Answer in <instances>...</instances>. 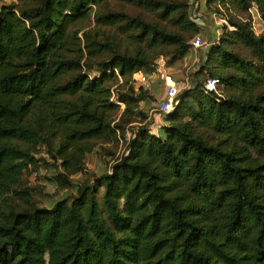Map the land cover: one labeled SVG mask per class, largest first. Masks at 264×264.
<instances>
[{
    "label": "trees",
    "instance_id": "obj_1",
    "mask_svg": "<svg viewBox=\"0 0 264 264\" xmlns=\"http://www.w3.org/2000/svg\"><path fill=\"white\" fill-rule=\"evenodd\" d=\"M121 1L165 23L109 0L0 7V264H264V31L246 13L264 24V0H204L239 14L224 16L170 112L152 104L155 83L134 82L158 57H184L201 25L185 0ZM122 138L125 153L73 195L38 205L19 186L48 164L40 147L65 190L97 143Z\"/></svg>",
    "mask_w": 264,
    "mask_h": 264
},
{
    "label": "rangeland",
    "instance_id": "obj_2",
    "mask_svg": "<svg viewBox=\"0 0 264 264\" xmlns=\"http://www.w3.org/2000/svg\"><path fill=\"white\" fill-rule=\"evenodd\" d=\"M14 0H0V7L9 5ZM186 1V10L188 11L190 18L198 21L201 25L200 32L198 36L202 41V45L197 48L189 49L187 54L184 57H178L173 61H169L166 56L158 57L156 60L157 70L150 76L151 86L154 84L156 89L155 92L156 98L153 100L152 104L158 99L159 102L156 104V107L162 111L161 109V101L164 100L166 96V78L170 77V79L175 83V87L177 90V94L182 93L184 90L189 89L191 87V75L196 70V65L198 63V59H201L200 52H203V49L206 48L207 44L210 40L216 39L218 35L221 33V25L226 24L224 16L226 15H237L236 11L231 9L230 7L224 9L220 6H216L215 4H211L210 6L204 5V0H185ZM110 8L114 10H125L130 15L139 14L143 16L145 19L156 21L159 24H164V21H160V17L155 11H149L145 8L127 4L121 0H109ZM252 6V5H251ZM249 7L247 12L250 17V25L255 34H258L264 31V24L259 21L258 16L254 15L252 8ZM95 10V7H92ZM85 25H90L88 28H95L94 21L91 18V22L86 21ZM102 30L108 33L109 36H114L116 41H122L125 39V35L118 32L116 27H102ZM81 37V32L78 34ZM121 47H124L125 43ZM90 76L96 75V72L90 71ZM138 81L134 82V87H138ZM145 101L141 100L139 103L140 108H148L149 101L145 103ZM117 103V102H116ZM119 105V112L121 113L124 105L121 103H117ZM151 110L149 111V115H151ZM118 119V116L116 117ZM160 123L156 122V125ZM214 137L212 138V141ZM108 151L112 153V156L107 154ZM126 151V140L123 138L119 140L118 143L115 141L111 142H101L97 143L93 150L86 154L84 162H85V170L81 173H77L75 175H71L70 179L73 183V186L65 189L58 190L56 184L53 182L52 178H50V171L52 165V158L49 154L44 150L43 147H40L38 153L35 154V157L40 158L44 157L48 162L47 165H40L36 170L30 169L24 172L21 176V181L19 186L22 187H30L32 191V198L38 205H50L53 201L59 197L66 195H73L75 193V187L78 184H82L83 182L94 181V178L103 174L106 171H109V167L113 162V159L116 157H120ZM41 162V161H38ZM18 186V185H17ZM16 202L20 204H24V202L19 199H14Z\"/></svg>",
    "mask_w": 264,
    "mask_h": 264
},
{
    "label": "built area",
    "instance_id": "obj_3",
    "mask_svg": "<svg viewBox=\"0 0 264 264\" xmlns=\"http://www.w3.org/2000/svg\"><path fill=\"white\" fill-rule=\"evenodd\" d=\"M201 45H202V41L200 40V37L198 35L193 37V39L191 40L192 48L195 49L197 47H200ZM139 83L145 89H150L151 87L150 77L148 76H141ZM165 83L167 86L166 96L164 100L161 101V109L164 112H170L171 110H173L176 104L175 98L177 95V90L175 87V83L170 79V77L166 78ZM215 83H216V79H207L204 88L207 90L215 91V87H214Z\"/></svg>",
    "mask_w": 264,
    "mask_h": 264
}]
</instances>
